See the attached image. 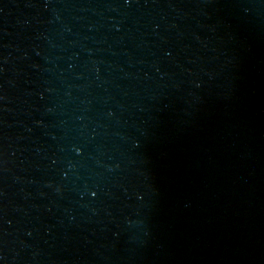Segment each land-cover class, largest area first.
<instances>
[{
	"label": "water",
	"instance_id": "obj_1",
	"mask_svg": "<svg viewBox=\"0 0 264 264\" xmlns=\"http://www.w3.org/2000/svg\"><path fill=\"white\" fill-rule=\"evenodd\" d=\"M0 264H264V0H0Z\"/></svg>",
	"mask_w": 264,
	"mask_h": 264
}]
</instances>
